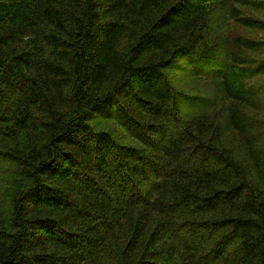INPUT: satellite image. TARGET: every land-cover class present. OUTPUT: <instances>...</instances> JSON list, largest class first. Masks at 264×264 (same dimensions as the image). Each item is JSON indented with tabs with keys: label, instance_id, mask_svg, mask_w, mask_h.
<instances>
[{
	"label": "trees",
	"instance_id": "16d2710c",
	"mask_svg": "<svg viewBox=\"0 0 264 264\" xmlns=\"http://www.w3.org/2000/svg\"><path fill=\"white\" fill-rule=\"evenodd\" d=\"M262 35L264 0H0V264H264Z\"/></svg>",
	"mask_w": 264,
	"mask_h": 264
},
{
	"label": "rangeland",
	"instance_id": "374dc122",
	"mask_svg": "<svg viewBox=\"0 0 264 264\" xmlns=\"http://www.w3.org/2000/svg\"><path fill=\"white\" fill-rule=\"evenodd\" d=\"M262 36H264V35H262ZM105 126L108 127V125H105ZM109 127L115 129L118 133L121 132L120 134H123L122 130L116 124L110 123V126Z\"/></svg>",
	"mask_w": 264,
	"mask_h": 264
}]
</instances>
